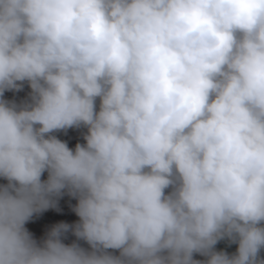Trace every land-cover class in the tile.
<instances>
[{"label":"clouds","instance_id":"clouds-1","mask_svg":"<svg viewBox=\"0 0 264 264\" xmlns=\"http://www.w3.org/2000/svg\"><path fill=\"white\" fill-rule=\"evenodd\" d=\"M0 178V264H264V0H0Z\"/></svg>","mask_w":264,"mask_h":264},{"label":"rangeland","instance_id":"rangeland-1","mask_svg":"<svg viewBox=\"0 0 264 264\" xmlns=\"http://www.w3.org/2000/svg\"><path fill=\"white\" fill-rule=\"evenodd\" d=\"M30 89L27 84H25L21 92H7L5 93V98L9 100L15 99L17 102L26 98ZM87 133V129L81 127L79 129H69L67 132L55 133L59 139L68 143V146L72 149L75 148L77 143H85L83 136ZM42 179H47V173L44 174ZM7 181L0 178V184H5ZM77 204V201L71 198L68 195H64L58 201V210L53 208L49 209L41 214L34 215L33 219L26 224V228L33 235V238L37 242H42L47 233L59 223H67L69 225H74L79 222V217L73 211L74 206ZM66 238H63L65 244H71L73 242H79L83 247H88L83 241H77V238L72 234L71 231L65 234ZM118 254V253H117ZM195 259L204 260V257L195 255Z\"/></svg>","mask_w":264,"mask_h":264},{"label":"trees","instance_id":"trees-1","mask_svg":"<svg viewBox=\"0 0 264 264\" xmlns=\"http://www.w3.org/2000/svg\"><path fill=\"white\" fill-rule=\"evenodd\" d=\"M217 250H223L227 251L229 254L233 253L236 251V245H231L228 246V243L226 241H221L220 243L217 244Z\"/></svg>","mask_w":264,"mask_h":264}]
</instances>
